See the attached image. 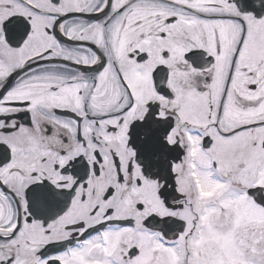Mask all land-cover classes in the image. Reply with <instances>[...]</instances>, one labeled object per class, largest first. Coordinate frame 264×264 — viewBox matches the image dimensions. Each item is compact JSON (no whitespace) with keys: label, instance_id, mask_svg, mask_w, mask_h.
I'll return each instance as SVG.
<instances>
[{"label":"snow or ice","instance_id":"snow-or-ice-1","mask_svg":"<svg viewBox=\"0 0 264 264\" xmlns=\"http://www.w3.org/2000/svg\"><path fill=\"white\" fill-rule=\"evenodd\" d=\"M0 264H264V0H0Z\"/></svg>","mask_w":264,"mask_h":264}]
</instances>
